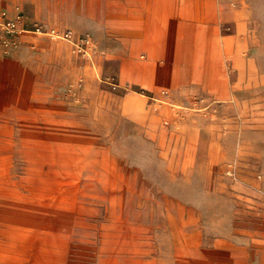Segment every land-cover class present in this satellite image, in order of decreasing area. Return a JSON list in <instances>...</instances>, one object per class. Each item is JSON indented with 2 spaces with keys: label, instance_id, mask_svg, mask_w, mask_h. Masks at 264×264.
<instances>
[{
  "label": "rangeland",
  "instance_id": "rangeland-1",
  "mask_svg": "<svg viewBox=\"0 0 264 264\" xmlns=\"http://www.w3.org/2000/svg\"><path fill=\"white\" fill-rule=\"evenodd\" d=\"M0 264H264V0H0Z\"/></svg>",
  "mask_w": 264,
  "mask_h": 264
},
{
  "label": "bare ground",
  "instance_id": "bare-ground-1",
  "mask_svg": "<svg viewBox=\"0 0 264 264\" xmlns=\"http://www.w3.org/2000/svg\"><path fill=\"white\" fill-rule=\"evenodd\" d=\"M153 19L157 21V25L153 26V31L155 33V46H154V54L156 55V59L158 57L163 56L164 54L167 55L168 61H170L171 56L169 50H167L166 44H168L169 41L173 40V33L171 32V29H169V24L171 23V20H173V15L171 14L170 17H168L167 20H164L161 16V13L154 12ZM185 22L189 29H196V28H202L200 27V23H209L205 17H199V16H189L188 18H184ZM163 21V22H162ZM159 22V23H158ZM134 26L133 33L136 34V36H139L138 27L137 24L135 25L130 24ZM151 38V37H150ZM151 41V40H150ZM151 45V44H150ZM150 49V48H149ZM150 51V50H149ZM181 52V51H180ZM164 53V54H163ZM180 58V57H179ZM132 69L137 71L140 75H143L144 77H151V76H158L160 78L165 77L168 78L170 74V70L167 67H163L161 64H146L143 62H135L132 63ZM233 97H223V100H231ZM141 102V101H140ZM136 107L140 108V103L133 102Z\"/></svg>",
  "mask_w": 264,
  "mask_h": 264
}]
</instances>
